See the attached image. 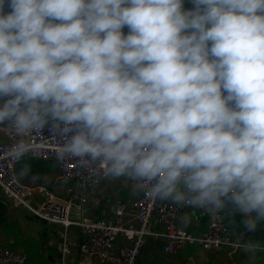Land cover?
Returning <instances> with one entry per match:
<instances>
[{
	"label": "clouds",
	"instance_id": "9594fccd",
	"mask_svg": "<svg viewBox=\"0 0 264 264\" xmlns=\"http://www.w3.org/2000/svg\"><path fill=\"white\" fill-rule=\"evenodd\" d=\"M191 4L0 0V124L20 135L51 127L68 141L59 156L104 162L112 178L181 207L239 214L255 232L264 222V0Z\"/></svg>",
	"mask_w": 264,
	"mask_h": 264
},
{
	"label": "built area",
	"instance_id": "2783aa9c",
	"mask_svg": "<svg viewBox=\"0 0 264 264\" xmlns=\"http://www.w3.org/2000/svg\"><path fill=\"white\" fill-rule=\"evenodd\" d=\"M67 142V138L58 135L51 127L36 128L20 135L11 124H0V200L21 207L44 222L60 224L65 230L69 227L79 230L80 241L68 242L66 238L62 241L60 264H65L66 255L73 249L80 254L94 256L99 262L110 260L112 264H137L145 239L157 235L163 239L161 249L166 259L195 245L204 250H224L227 256H233L248 243L241 235L228 229L223 212L209 214L206 226L199 233L182 227L179 217L184 210H206L187 203L181 207L171 199L154 198L149 188H140L128 177L136 188L135 211L130 222L124 219L125 205L120 199L112 205L113 216L110 218L86 214L90 187L100 184L110 175L106 174L104 162L59 156V150ZM21 143L24 151L17 156L15 148ZM24 157L56 163L57 170L49 184L27 185L17 178L15 168ZM36 195L38 200L34 199ZM152 220L161 226L160 232L152 229ZM118 236L123 241L112 254ZM0 264H26V255L0 244Z\"/></svg>",
	"mask_w": 264,
	"mask_h": 264
},
{
	"label": "crops",
	"instance_id": "0c3cea01",
	"mask_svg": "<svg viewBox=\"0 0 264 264\" xmlns=\"http://www.w3.org/2000/svg\"><path fill=\"white\" fill-rule=\"evenodd\" d=\"M124 35H127L129 29L127 26L122 28ZM28 157L19 161L21 167L17 173L18 177H26L36 171H27ZM53 162V161H52ZM55 166L56 163L54 162ZM16 165V167L18 166ZM57 166L53 171L44 173L46 180L41 184H49ZM19 179V178H18ZM21 181V180H20ZM32 185L35 181L30 180ZM54 186L52 183L50 184ZM56 188V187H54ZM136 188L129 182L128 178H112L109 176L98 185L90 187L89 199L85 207L86 214L94 217L110 218L113 216L112 205L117 199L123 201L125 205V221H129L134 214L133 205ZM224 213V212H223ZM188 215L190 222L185 224L182 217ZM209 218L207 211L195 212L184 210L179 217V223L182 227L199 233L205 226ZM130 222V221H129ZM134 224V221H131ZM152 229L159 231L161 226L156 220L151 221ZM264 222L258 225L255 232L241 237L250 242L252 237H257L256 241L260 244V249L255 253L244 249L239 250L233 256H227L224 250H204L200 246L187 247L182 252L166 259L162 252L163 239L161 236H153L145 239L141 246L137 264H252L256 260L264 258ZM264 228V227H263ZM262 230V233L260 232ZM64 238L68 242L73 240L80 241L79 230L76 227L65 228L60 224H51L44 222L33 216L29 211L21 207H14L9 202L0 200V244L8 246L14 250L21 251L26 255V264H60V249ZM123 238L118 236L111 250L115 254ZM254 242V243H256ZM65 264H112L110 260L99 262L94 256L80 254L74 249L65 257Z\"/></svg>",
	"mask_w": 264,
	"mask_h": 264
},
{
	"label": "trees",
	"instance_id": "16d2710c",
	"mask_svg": "<svg viewBox=\"0 0 264 264\" xmlns=\"http://www.w3.org/2000/svg\"><path fill=\"white\" fill-rule=\"evenodd\" d=\"M184 7L186 9L191 8L192 7L191 0H184ZM27 166H30L31 168L33 167L38 168L36 171V174H39L38 177H35L34 173L29 176L30 180L35 181L32 185L43 183L46 180L44 173L45 172L49 173L50 171H53L56 168L54 162L52 161H46V160L35 161L33 159L28 161ZM18 176L20 175L18 174ZM223 215H224V223L226 224L228 229H230L233 233L237 235L241 234L242 236H246L247 234L252 233V232L244 231L243 228L240 226L241 217L239 214L223 213ZM252 264H264V258L256 260Z\"/></svg>",
	"mask_w": 264,
	"mask_h": 264
},
{
	"label": "rangeland",
	"instance_id": "374dc122",
	"mask_svg": "<svg viewBox=\"0 0 264 264\" xmlns=\"http://www.w3.org/2000/svg\"><path fill=\"white\" fill-rule=\"evenodd\" d=\"M18 164H19V163H18ZM18 164H17V165H18ZM20 167H21V166L18 165V166L15 168V174H16V176H17V171H18V169H20ZM37 169H38L37 167H33V168H31L30 166H28L27 171H37ZM17 178H19V180H21V182H23V183H25V184H30V181H29V179H28V176H26V177H24V176H23V177H18V176H17ZM34 199H35V200H38V195H36V196L34 197ZM263 227H264V226H263ZM263 227L261 228L262 230L264 229ZM262 230L260 231L261 233H262ZM250 241L254 243V242L258 241V240H257V237L255 236V238L252 237V238L250 239ZM259 241H260V238H259ZM259 241H258V242H259ZM195 246H196V245H195ZM198 246H199V245H198Z\"/></svg>",
	"mask_w": 264,
	"mask_h": 264
}]
</instances>
